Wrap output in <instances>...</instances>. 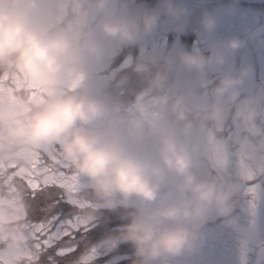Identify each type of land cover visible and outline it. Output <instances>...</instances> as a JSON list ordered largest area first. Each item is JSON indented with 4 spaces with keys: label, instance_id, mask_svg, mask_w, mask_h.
<instances>
[{
    "label": "clouds",
    "instance_id": "9594fccd",
    "mask_svg": "<svg viewBox=\"0 0 264 264\" xmlns=\"http://www.w3.org/2000/svg\"><path fill=\"white\" fill-rule=\"evenodd\" d=\"M71 9L73 19H68L46 0H0V80L5 83L0 88V160L27 164L36 150L55 145L87 180L77 206L83 221L107 223L105 213H119L123 223L105 231L78 264H95L121 244L131 246V264H172L199 249L210 222L234 226L232 213L246 183L264 176V87L243 95L251 69L225 70L202 101H189L205 124L220 130L231 120L242 138L234 173L205 174L199 167L203 127L161 118L145 134L140 121L114 120L102 91L86 83L91 65L104 58V41L137 44L162 15L182 32L189 10L173 0L123 14L116 0L87 6L85 0H71ZM97 17L98 36L85 31ZM200 23L212 33L217 20L205 12ZM244 44L232 37L214 42L208 56L180 49L174 58L144 57L134 71L150 90L164 91L177 62L190 73L222 68ZM0 259L38 264L27 204L7 185L0 186Z\"/></svg>",
    "mask_w": 264,
    "mask_h": 264
},
{
    "label": "rangeland",
    "instance_id": "374dc122",
    "mask_svg": "<svg viewBox=\"0 0 264 264\" xmlns=\"http://www.w3.org/2000/svg\"><path fill=\"white\" fill-rule=\"evenodd\" d=\"M87 3H94V0H85ZM120 1V2H118ZM136 0H116V10L123 14L134 12ZM175 0L173 3L180 4L189 10V16L203 5L209 7L204 9V13H211L216 17V28L212 33L200 29L199 51L205 56L210 54V49L214 42H223L238 37L245 41L242 48L231 54L228 63L222 68H210L203 73H198L196 83L199 86L208 84L222 76L225 70H239L247 67L251 69L250 76L246 79L243 95L254 92L258 88L264 87V10L257 6H240L241 1L250 3H264V0ZM54 6L57 11L67 14L71 9V0H46ZM131 2V3H130ZM162 0H158L159 6ZM153 2L148 10L156 9ZM72 10V9H71ZM262 14V16H261ZM188 16V17H189ZM99 18L93 20L85 29L89 34L99 35L97 25ZM173 24L169 19H161L158 26L149 34L141 38V57H173L181 49L179 41H174L169 45L170 33ZM258 34L253 35L257 32ZM104 58L91 65L88 70V79L93 77L94 71L100 69L96 65H106L117 48L114 41H104ZM169 46H171L169 48ZM130 61V60H129ZM101 77L96 78L99 80ZM199 91L191 90L192 98H199ZM183 100L189 99L188 95H183ZM147 109V107H146ZM154 121L156 120L153 117ZM134 122L137 120L119 119L117 121ZM160 120V119H159ZM159 120H156L158 122ZM223 129V128H222ZM145 134H149L152 128L143 129ZM221 130V129H220ZM210 131V130H209ZM206 132L205 145L202 149L199 167L201 172L208 175H215L217 172L234 173L238 167L239 158L243 152L242 138L235 125L229 130L225 139H216L213 132ZM210 158V161H206ZM237 208V210H236ZM235 225L223 223L220 219L210 222L202 244L199 249L191 254H185L178 259H184V264H247L252 258V253L256 246H259L258 260L262 264L264 260V176H254L245 185L243 199H239L232 213ZM70 263L67 261V264Z\"/></svg>",
    "mask_w": 264,
    "mask_h": 264
},
{
    "label": "trees",
    "instance_id": "16d2710c",
    "mask_svg": "<svg viewBox=\"0 0 264 264\" xmlns=\"http://www.w3.org/2000/svg\"><path fill=\"white\" fill-rule=\"evenodd\" d=\"M129 1V0H127ZM175 0H173L174 2ZM120 2V1H118ZM153 2L159 7L158 0H136L134 4L135 11L145 9ZM225 3L228 0L224 1ZM131 3V2H130ZM240 6L245 5L257 6L264 10V3H250L247 1L237 2ZM86 6L90 3L85 1ZM209 5L201 6L194 14L190 15L187 26L182 32L171 30L169 45L174 41H179L181 49L192 51L199 48L200 23L204 9ZM134 11V12H135ZM68 19H73L70 7L65 15ZM262 16V14H261ZM167 19L161 16V19ZM116 43V42H115ZM116 49L113 51L106 65H96L100 69L95 70L93 77L88 79L86 83L92 82L98 87L103 96L107 99L112 107V118L114 120L127 119L142 122L143 129L148 130L161 118L168 119L179 123L181 126H190L191 128L203 127L206 132H213L216 139H225L232 127L229 120L223 129L217 130L211 124H205L195 113L190 110L189 102L183 100V95H188L189 99H193L190 92L192 89L199 91L198 100L203 99L219 81L215 79L208 84L199 86L196 83L198 73H190L179 66L177 62L176 70L171 74L167 88L164 91H155L148 88L145 79L134 71V64L141 59V40L134 45L123 46L116 43ZM171 46H169L170 48ZM199 50V49H198ZM130 60V61H129ZM101 77L99 80L96 78ZM147 107V109H146ZM153 117L156 118L154 121ZM206 174V173H205ZM84 191L87 186L86 178H80ZM22 196L27 204L29 221L41 223L47 220H54L58 223L66 222L69 219L80 215L76 206L72 205L64 189L56 185L42 187L33 194L30 190L23 189ZM89 198L91 193L89 192ZM108 217L107 223H93L88 232L77 235L75 240L67 238L47 251L40 254L38 264H78L79 258L93 247L105 233L110 229H115L123 223L119 213H105ZM75 247V251L66 254H60V248ZM133 258V250L128 244H121L120 247L108 254H101L95 264H131ZM177 259V258H176ZM176 259L172 264H184V259Z\"/></svg>",
    "mask_w": 264,
    "mask_h": 264
},
{
    "label": "snow or ice",
    "instance_id": "6c2138e0",
    "mask_svg": "<svg viewBox=\"0 0 264 264\" xmlns=\"http://www.w3.org/2000/svg\"><path fill=\"white\" fill-rule=\"evenodd\" d=\"M4 87V81L0 80V88ZM7 87L9 91L15 94L14 84L9 82ZM53 184L64 189L69 202L76 207L78 206L85 186L82 185L80 177L72 166L59 156L55 145L36 150L27 164L0 160V186L7 185L10 189L22 195L23 189L30 190L35 194L42 187ZM91 226L92 224L83 221L80 215L63 223L54 220L41 223L30 221L33 249L38 260L42 252L47 251L54 245L58 246L66 238L75 240L78 234L88 232ZM72 251H75V247L60 248L61 255ZM0 264H5V261L0 259Z\"/></svg>",
    "mask_w": 264,
    "mask_h": 264
},
{
    "label": "flooded vegetation",
    "instance_id": "af4514ba",
    "mask_svg": "<svg viewBox=\"0 0 264 264\" xmlns=\"http://www.w3.org/2000/svg\"><path fill=\"white\" fill-rule=\"evenodd\" d=\"M260 250V249H259ZM259 253V251H258ZM258 253H257V256L255 259H253V257L250 259V261L247 262V264H261L259 263V260H258ZM262 264H264V260L262 261Z\"/></svg>",
    "mask_w": 264,
    "mask_h": 264
},
{
    "label": "water",
    "instance_id": "95a60500",
    "mask_svg": "<svg viewBox=\"0 0 264 264\" xmlns=\"http://www.w3.org/2000/svg\"><path fill=\"white\" fill-rule=\"evenodd\" d=\"M257 250H258V248L255 249V252L253 254V258H256V256H257Z\"/></svg>",
    "mask_w": 264,
    "mask_h": 264
}]
</instances>
